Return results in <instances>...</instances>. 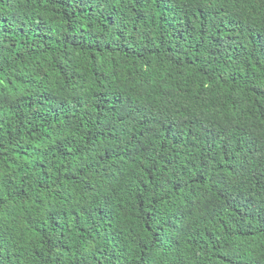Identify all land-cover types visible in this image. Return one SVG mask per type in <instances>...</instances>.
<instances>
[{
	"label": "trees",
	"instance_id": "obj_1",
	"mask_svg": "<svg viewBox=\"0 0 264 264\" xmlns=\"http://www.w3.org/2000/svg\"><path fill=\"white\" fill-rule=\"evenodd\" d=\"M0 264H264V0H0Z\"/></svg>",
	"mask_w": 264,
	"mask_h": 264
}]
</instances>
